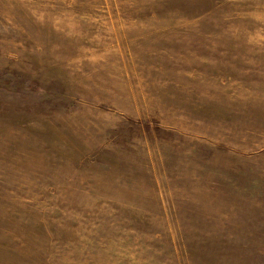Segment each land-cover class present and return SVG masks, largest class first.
<instances>
[{"label":"rangeland","instance_id":"1","mask_svg":"<svg viewBox=\"0 0 264 264\" xmlns=\"http://www.w3.org/2000/svg\"><path fill=\"white\" fill-rule=\"evenodd\" d=\"M0 264H264V0H0Z\"/></svg>","mask_w":264,"mask_h":264}]
</instances>
